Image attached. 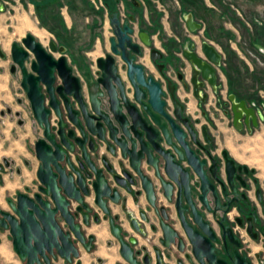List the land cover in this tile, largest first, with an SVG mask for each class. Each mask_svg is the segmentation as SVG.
I'll return each instance as SVG.
<instances>
[{
  "label": "water",
  "instance_id": "obj_1",
  "mask_svg": "<svg viewBox=\"0 0 264 264\" xmlns=\"http://www.w3.org/2000/svg\"><path fill=\"white\" fill-rule=\"evenodd\" d=\"M133 4L140 6L135 0ZM134 19L129 16L121 24L117 14L110 18V53L96 60L99 77L89 85L87 98L68 64L65 47L49 42V50L60 54L56 60L31 34L11 44L10 73L19 72L20 88L43 137L34 144L39 161L37 192L32 196L17 192L15 202L8 199L12 213L0 208V227L9 230L13 250L26 264H50L55 257L71 262L80 255L76 244L85 251L93 248L94 237L85 236L81 226H89L91 216L99 222L92 204L110 216L108 202L125 206L127 197L122 190L135 197L142 191L157 217L161 231L158 243L165 251L159 247L135 250L137 240H126L121 225L115 223L118 217H109L124 264H170L172 246L182 255L177 264H253L241 253L244 246L234 231L235 227L245 230L253 241L259 237L255 228L264 232L244 179L251 171L237 165L226 151L221 158L213 156L200 141L201 133L205 143L211 144L206 128L199 131L184 116L185 106L177 99L176 85L166 78L164 86L147 74L145 65L138 61L144 58V49H150L153 64L163 55L152 48L149 33L139 32V42L134 40ZM186 25L190 32L200 29L190 16ZM200 51L203 59L198 46H184L182 57L189 69L185 63L182 66L189 81L187 73L178 72L177 77L185 90L192 87L193 96L203 104L208 99L207 87L218 94L216 69L221 56L207 42L201 43ZM4 57L0 48V59ZM164 67L156 69L165 75ZM43 88L49 108L44 105ZM168 97L172 112L167 109ZM230 102L236 129L244 125L250 131V125L258 126L254 110L244 101L232 98ZM221 107L217 102V108ZM51 111L59 119L55 133L49 128ZM3 163L8 166L6 160ZM158 194L164 202L160 206ZM255 196L264 216L260 192ZM71 202L76 204L73 212ZM234 211L238 215L231 221L229 214ZM79 217L81 223L76 222ZM125 218L135 233L147 236L132 213L126 212ZM139 220L147 223L149 217L139 211ZM151 230L155 231V226ZM142 251L145 253L139 259Z\"/></svg>",
  "mask_w": 264,
  "mask_h": 264
},
{
  "label": "crops",
  "instance_id": "obj_2",
  "mask_svg": "<svg viewBox=\"0 0 264 264\" xmlns=\"http://www.w3.org/2000/svg\"><path fill=\"white\" fill-rule=\"evenodd\" d=\"M100 1L110 4L120 3V0ZM133 1L128 0L130 6H134ZM32 2L36 5L35 19L41 32L64 46L66 52L67 50L77 52V56L72 57L77 63V70L81 77H84L86 67L83 56L79 52L93 49L96 60L110 53L109 39L112 37L110 18L117 14L121 19V14L116 8L109 16H106L89 7L87 0H33ZM160 2L167 9L165 16L155 11L153 7L145 10L141 4L139 7L132 6L133 10H127L126 20L129 16L138 15L134 17V23H132L133 28L137 29L135 24L138 23V17L142 19V26L136 32L149 33L154 48L163 54V59L157 62V65L166 66L164 72L170 75L173 84L176 85V96L185 106V115L190 117L199 131L201 127L206 128L212 139L211 147L216 155L226 151L229 158L237 165L245 166L251 171V175L244 176V179L250 186L248 195L253 207H256L259 212L261 228L264 229V216L255 196L256 191H259L262 197L261 203L264 202V142L250 141L255 137L264 138V0H160ZM189 16L200 25L198 31L188 30L186 20ZM108 26H110V33L105 32L104 35L108 36L103 39L99 36V30L104 27L108 31ZM202 42L209 43L221 56V65L216 69L217 85L220 90L217 95H214L207 87L205 91L208 99L203 104L193 96L192 87L185 90L176 78V73L181 70V64L186 63L181 55L184 46L190 47L194 44L198 46L199 56L203 59L200 51ZM144 51L143 63L148 69L147 73L154 75L155 79L161 82L162 75L150 63L148 50L144 49ZM138 61L142 63L140 59ZM187 81H189V75H187ZM232 98L235 102L244 101L248 108L254 110L258 120L257 128L251 126L249 131L244 126L238 130L233 126L232 114L225 115L223 108H217V102L224 104ZM200 138H203L201 133ZM121 193L127 197L125 206L124 203L108 202L111 211L108 218H105L104 214L97 209L100 216L99 222L91 221L89 226H82L86 236L94 237L92 250L85 251L81 245H77L79 258L71 262L65 261L66 264H74L77 260H82V257L86 258V264H90L91 259L88 256L96 251L98 254H95V257L99 264L103 260L107 264H124L119 253V243L110 231L109 217L114 216L118 217L116 223L121 225L123 234L137 240V248L146 247L152 250V247H159L165 251L158 243L161 231L157 217L147 203L145 194L141 191L140 195L135 197L126 194L123 190ZM135 199H137L136 202ZM75 207L76 204L71 202L70 211L73 212L72 209ZM251 208L252 206L248 209L249 212ZM139 211L146 213L149 222L142 223L139 220ZM126 212L132 213L136 221L144 227L147 232L145 238L140 237L130 228L125 218ZM231 215L238 214L234 211ZM152 226H155V231L151 230ZM92 227L101 229V234L87 233L86 228ZM254 231L258 232V239L253 241L248 238L247 250L242 253H249L251 258L248 259L253 264H261L264 263V236L261 235L263 232L257 228ZM148 239L153 241L148 243ZM8 249L11 251L5 243L0 241L1 257L9 259ZM170 254L172 256L170 264H177V261L182 259V255L177 252L175 246L171 247ZM165 262L168 261L165 259Z\"/></svg>",
  "mask_w": 264,
  "mask_h": 264
},
{
  "label": "rangeland",
  "instance_id": "obj_3",
  "mask_svg": "<svg viewBox=\"0 0 264 264\" xmlns=\"http://www.w3.org/2000/svg\"><path fill=\"white\" fill-rule=\"evenodd\" d=\"M32 1L33 0H0L4 8L2 12L0 11V48L5 56L4 59H0V166L4 169L0 173V208L10 213H12V211L7 204L8 199L15 202L17 192L25 193L30 196L37 192L39 182L36 178V170L39 161L34 154V143L41 137V131L32 116L29 102L20 88L19 75H12L9 71L10 65L12 64L10 47L14 42L20 43L27 34H31L35 40L47 50L49 49L48 45L51 41L57 46H62L60 43L50 39L49 36L41 32V28L37 25L35 19L36 5ZM136 1H138L140 5L142 4L145 10L146 8L153 7L155 11L160 14L162 13L164 16L166 15L167 9L160 0ZM87 3L93 10L99 11L106 16H109L111 11L116 8L120 12L121 18H126L125 13H127V10H133L134 7L133 5V7L129 5L128 0H120L119 4L101 3L100 0H87ZM83 22L85 21L83 20ZM141 22L142 19L138 17V23L135 24L137 25V29L142 26ZM96 29L98 30V27H96ZM137 29H135V32ZM105 32H108V34L110 33V26H108V31L104 27L99 30V36L103 37V39L108 36L104 35ZM79 53L82 54L86 67L84 77L79 75L77 63L72 57L77 56V52L67 50L65 57L67 61L69 59V66L73 68V71L75 70L74 75L77 76L76 74H78L77 77L82 84L83 94L87 97L88 87L96 81L98 77L96 73L99 71L96 67L93 49ZM56 56H58V54H56ZM140 60L142 62L141 64H145L143 63L144 59ZM7 110H10V113H7ZM1 113H3V115H1ZM16 113H19L20 116L17 117ZM18 120L23 121L22 126L17 124ZM55 121L56 119L53 117L52 122L54 123ZM250 141L264 142V138L255 137ZM3 160L9 163V167H5ZM92 206L97 211L98 208L93 204ZM96 229L98 228H86V232H95ZM0 241L11 249V251L8 249L10 253L9 259L6 258V260L4 257L0 256V264H26V262L20 261L16 254H13L12 238L8 230L0 231ZM245 250H247V247ZM81 253H84L83 249ZM95 254H98L97 251L88 256V258L91 259L90 264H99ZM86 261V258L82 257V260H77L74 264H86ZM50 264H66V262L57 257L52 258ZM101 264L107 263L103 260Z\"/></svg>",
  "mask_w": 264,
  "mask_h": 264
},
{
  "label": "flooded vegetation",
  "instance_id": "obj_4",
  "mask_svg": "<svg viewBox=\"0 0 264 264\" xmlns=\"http://www.w3.org/2000/svg\"><path fill=\"white\" fill-rule=\"evenodd\" d=\"M120 21H121V24H123L124 22H126L127 20H126V18H121L120 19ZM131 25H132V23H131ZM135 30V29H134ZM138 33L139 32H135V35H136V37H135V35H134V40H136L137 42H139V39H138V37H137V35H138ZM152 43H153V41H152ZM195 45V44H194ZM152 48L153 49H156V48H154V46L152 45ZM199 49V48H198ZM49 54H51L52 55V57L54 58V59H58L59 57H60V54L58 53V52H51L49 49L47 50V49H45ZM148 50V52H150V49H147ZM156 50H158V49H156ZM159 51V50H158ZM160 52V51H159ZM161 53V52H160ZM56 54H58V56H56ZM162 54V53H161ZM163 55V54H162ZM181 55H182V53H181ZM144 56H145V54H144ZM148 56H149V53H148ZM164 57V56H163ZM141 59H144V58H141ZM163 59V58H162ZM161 61V60H160ZM151 62V61H150ZM157 62H159V61H157ZM157 62L155 63V64H153V63H151L153 66H154V68L156 69V66H158L157 65ZM187 63V62H186ZM185 63V64H186ZM28 65V64H27ZM143 65H145V64H143ZM187 65V64H186ZM11 66V65H10ZM160 66V65H159ZM145 67H146V65H145ZM166 67V66H165ZM164 67V68H165ZM147 68V67H146ZM187 68L189 69V67H188V65H187ZM9 71H10V68H9ZM156 71H157V69H156ZM158 72V71H157ZM163 72H164V69H163ZM178 72H180V73H187V75H188V72L187 71H185V68L182 66V64H181V70L180 71H178ZM177 72V73H178ZM121 74H122V72H120ZM159 73V72H158ZM165 73V72H164ZM177 73H176V78H177V80H178V77H177ZM15 74H17V75H19V78H20V80H21V76H20V74H19V72L17 71ZM15 74H13V75H15ZM148 74V73H147ZM160 74V73H159ZM162 75V74H161ZM98 77H99V73H98ZM97 77V78H98ZM166 78L167 79H169V80H171V77H170V75H167L166 73H165V75H162V81H161V83H163V84H165V82H166ZM172 81V80H171ZM179 81V80H178ZM180 82V81H179ZM20 84V83H19ZM59 84V79L56 77V75H55V84H54V86H57ZM219 90H220V88H219ZM219 92V91H218ZM25 94V93H24ZM42 94L44 95V105H45V107L46 108H49L48 107V96L46 95V93H45V91H44V88L42 89ZM88 94V93H87ZM84 95V94H83ZM26 96V95H25ZM85 96V95H84ZM88 96V95H87ZM87 98V97H86ZM27 99V98H26ZM167 102H168V111L169 112H172V110H173V106H172V103H171V101H170V99H169V97L167 98ZM220 102V101H219ZM221 103V102H220ZM222 104V103H221ZM30 106V105H29ZM221 108H223L224 109V112L225 111H227V114H225V115H229V114H232V112H231V102H230V99H229V101H226L224 104H222V107ZM31 110V109H30ZM7 113H10V110H9V112L7 111ZM32 113V112H31ZM16 116L18 117V116H20V114L19 113H16ZM33 116V115H32ZM184 116L185 117H187L186 115H185V110H184ZM233 116V115H232ZM256 116V115H255ZM53 117H55V119H56V121L53 123L52 122V118ZM34 118V117H33ZM187 118H189V120L191 121V119H190V117H187ZM257 118V117H256ZM35 120V119H34ZM19 121H21V124H19L18 122ZM258 121V120H257ZM36 122V121H35ZM48 122H49V128H50V132L51 133H55L56 132V130L58 129V122H59V119L56 117V115L53 113V111H51V113L49 114V117H48ZM17 124L18 125H20V126H22L23 125V121L22 120H18L17 121ZM37 124V123H36ZM38 126V125H37ZM39 127V126H38ZM244 127V125L242 126V128ZM250 128H251V125H250ZM254 128V127H253ZM257 128V127H256ZM39 129H40V131H41V137H39V138H42L43 136H42V133H43V130L39 127ZM209 136V135H208ZM210 137V136H209ZM38 138V139H39ZM37 139V140H38ZM36 140V141H37ZM35 141V142H36ZM200 141H201V143H202V145L203 146H206L208 149H209V151L211 152V154L213 155V156H218V157H220L221 158V154L220 155H216V153H215V151L212 149V147H211V144H207V143H205V141L203 140V138H200ZM211 143H212V139H211ZM35 144V143H34ZM5 165V164H4ZM2 167V166H1ZM6 167V166H5ZM7 167H9V163H8V166ZM4 169H3V167H2V170H0V173L3 171ZM0 181H1V178H0ZM136 189H138L139 190V188H135V190ZM141 191V190H140ZM34 194V193H33ZM32 194V195H33ZM158 205L160 206L162 203H164L163 202V200L161 199V195H159L158 194ZM157 205V206H158ZM158 206V207H159ZM254 208V207H253ZM2 210V209H1ZM4 211V210H3ZM5 212H7V211H5ZM95 212L99 215V213H98V211H96L95 210ZM249 212V211H248ZM10 213V212H9ZM105 216V215H104ZM235 216H233V215H231V214H229V218H230V220L231 221H233V218H234ZM105 218H108V216H105ZM78 219V221H76V222H78V223H81V218L79 217V218H76V220ZM99 220H100V216H99ZM90 222L92 221V222H94L93 221V216H91L90 217V220H89ZM117 221V220H116ZM95 223V222H94ZM116 223V222H115ZM90 224V223H89ZM61 225L63 226V227H65L62 223H61ZM120 225V224H119ZM81 226H83L82 224H81ZM84 227H86V226H84ZM5 230H8V229H3V228H1L0 227V231H5ZM9 231V230H8ZM95 232L96 233H98V234H101V229H96L95 230ZM84 233V232H83ZM85 234V233H84ZM124 235V234H123ZM86 236V235H85ZM124 237H125V239L127 240L129 237H127V236H125L124 235ZM75 241V240H74ZM151 241H153V239H148V243H151ZM75 243H76V241H75ZM76 245H80V244H76ZM92 245H93V243H92ZM13 248V247H12ZM137 247H135V250H139V249H136ZM153 248V247H152ZM92 250V249H91ZM14 251V250H13ZM145 253V251H142V255ZM241 253H242V251H241ZM243 254H245V253H243ZM18 257V256H17ZM19 258V257H18ZM55 258H57V257H55ZM140 259V258H139Z\"/></svg>",
  "mask_w": 264,
  "mask_h": 264
},
{
  "label": "built area",
  "instance_id": "obj_5",
  "mask_svg": "<svg viewBox=\"0 0 264 264\" xmlns=\"http://www.w3.org/2000/svg\"><path fill=\"white\" fill-rule=\"evenodd\" d=\"M99 72H97L96 74H98ZM207 219H211V216L210 215H207ZM234 231H235V233H237V235H238V237H239V239H240V241H241V243L243 244V246H244V248H243V250H241L242 252L243 251H246L245 249H246V245H247V240H248V235L246 234V232H245V230H240L239 228H237V227H235L234 228ZM247 255V257L248 258H251V256H250V254L248 253V254H246ZM141 257H142V254H141V256L139 257L140 259H141Z\"/></svg>",
  "mask_w": 264,
  "mask_h": 264
},
{
  "label": "trees",
  "instance_id": "obj_6",
  "mask_svg": "<svg viewBox=\"0 0 264 264\" xmlns=\"http://www.w3.org/2000/svg\"><path fill=\"white\" fill-rule=\"evenodd\" d=\"M263 234H264V232H263Z\"/></svg>",
  "mask_w": 264,
  "mask_h": 264
}]
</instances>
